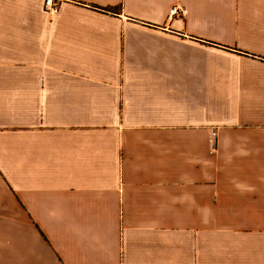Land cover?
I'll use <instances>...</instances> for the list:
<instances>
[{"label":"crops","instance_id":"0c3cea01","mask_svg":"<svg viewBox=\"0 0 264 264\" xmlns=\"http://www.w3.org/2000/svg\"><path fill=\"white\" fill-rule=\"evenodd\" d=\"M44 1L0 0V264H264V0Z\"/></svg>","mask_w":264,"mask_h":264},{"label":"built area","instance_id":"2783aa9c","mask_svg":"<svg viewBox=\"0 0 264 264\" xmlns=\"http://www.w3.org/2000/svg\"><path fill=\"white\" fill-rule=\"evenodd\" d=\"M44 5H45V8L47 9V11H49V12H56V11L58 12V10H59V3L57 0H46V1H44ZM186 13H187V9L185 7H180V6L174 5L170 9V15L171 16L184 17L186 15ZM212 134H213V137H216L217 132L214 131Z\"/></svg>","mask_w":264,"mask_h":264},{"label":"trees","instance_id":"16d2710c","mask_svg":"<svg viewBox=\"0 0 264 264\" xmlns=\"http://www.w3.org/2000/svg\"><path fill=\"white\" fill-rule=\"evenodd\" d=\"M102 9H104V10H108V11H112L111 9H108V8H102Z\"/></svg>","mask_w":264,"mask_h":264}]
</instances>
